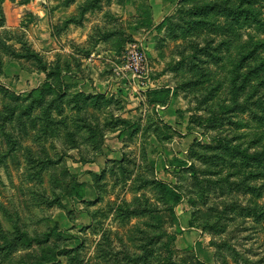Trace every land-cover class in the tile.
Listing matches in <instances>:
<instances>
[{"label":"rangeland","instance_id":"1","mask_svg":"<svg viewBox=\"0 0 264 264\" xmlns=\"http://www.w3.org/2000/svg\"><path fill=\"white\" fill-rule=\"evenodd\" d=\"M0 264H264V0H0Z\"/></svg>","mask_w":264,"mask_h":264},{"label":"crops","instance_id":"2","mask_svg":"<svg viewBox=\"0 0 264 264\" xmlns=\"http://www.w3.org/2000/svg\"><path fill=\"white\" fill-rule=\"evenodd\" d=\"M156 84L150 78V81L146 87H141L137 81L134 82V86L132 89L129 90V93H123L124 99L128 102V107L131 110L137 111L138 107L144 108L146 107L148 94L147 92L150 90H156ZM156 112L160 116L161 120L164 121L165 124L172 125L175 120L171 117V112L168 109V104H157L156 105ZM133 117H128V123L132 124L129 127H135L137 129V120L132 121ZM133 128V129H135ZM154 139L158 141V138L154 135ZM150 143H154L152 140L149 141ZM125 143L120 138L116 137L114 139H109L106 141L105 150L102 154L98 155L95 159V162L87 165L89 172L91 175H97L101 173L107 166L109 162H116L121 163L125 160Z\"/></svg>","mask_w":264,"mask_h":264},{"label":"built area","instance_id":"3","mask_svg":"<svg viewBox=\"0 0 264 264\" xmlns=\"http://www.w3.org/2000/svg\"><path fill=\"white\" fill-rule=\"evenodd\" d=\"M127 68L141 87H146L151 78V65L143 42L136 43L129 53Z\"/></svg>","mask_w":264,"mask_h":264},{"label":"trees","instance_id":"4","mask_svg":"<svg viewBox=\"0 0 264 264\" xmlns=\"http://www.w3.org/2000/svg\"><path fill=\"white\" fill-rule=\"evenodd\" d=\"M163 188H167V187H166V186H163ZM167 189H168V188H167ZM175 198H177V199H178V197H175ZM177 199H176V200H177Z\"/></svg>","mask_w":264,"mask_h":264}]
</instances>
